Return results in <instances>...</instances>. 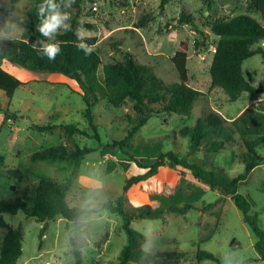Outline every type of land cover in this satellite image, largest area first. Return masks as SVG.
<instances>
[{
    "label": "rangeland",
    "instance_id": "rangeland-1",
    "mask_svg": "<svg viewBox=\"0 0 264 264\" xmlns=\"http://www.w3.org/2000/svg\"><path fill=\"white\" fill-rule=\"evenodd\" d=\"M35 1L0 0V36L22 38ZM160 4L161 0H75L69 11L71 22L75 21L77 27L83 22L85 37L98 38L103 64L122 61L130 53L168 84L180 82L171 57L184 46L188 52L189 85L203 93L194 102L190 116L161 113L163 105H151L152 116L147 124L127 138L136 118L134 102L127 100L115 108L101 100L94 108L97 140L83 115L86 104L67 86L68 79L12 63L4 66L24 84L11 100L0 91V156L4 159L0 168V200L15 199L24 187L46 178L66 189L70 206L95 211L88 218L72 222L57 217L49 222L42 238L43 224L36 218L23 211L5 214L10 226L22 227L23 254L18 264H78L75 246L82 257L80 264H120L119 257L127 244L123 220L119 214L104 209L117 201H122L126 210L147 205L153 211H163L161 219L134 220L132 228L144 235L145 250L184 256L175 261L158 257L152 264H229L233 253L246 264H264L254 247L255 235L231 196L221 190L212 191L190 170L166 164L155 175L140 182L133 180L126 188L128 180L148 171L135 159L150 163L159 152H174L187 160L193 156L203 159L209 167H223L232 178L243 173L242 156L246 149L238 135L216 152L205 150L213 139L210 137L192 154L190 136L181 132L185 127L194 128L199 119L212 112L233 121L249 108L261 109L259 102L264 101V92L257 96L243 92L236 102H229L222 89L212 87L210 77L219 38L208 30V25L248 13L251 0H171L164 10ZM183 10L193 16V24L179 22ZM250 15L263 20L257 12ZM146 17L149 19L145 25L138 27V22ZM243 73L249 83L264 90L261 55L247 59ZM63 123L75 124L84 134L68 135L61 128ZM47 124L58 127L44 132L35 128ZM70 144L91 152L78 163L32 161L38 151ZM258 151L264 154V144ZM9 170L20 171L22 180L5 178ZM239 192L256 203L254 211L264 229V165L256 167ZM186 203L194 208L186 213L170 209L183 208ZM6 233L7 229H0V247ZM198 250L213 253L217 261L198 260Z\"/></svg>",
    "mask_w": 264,
    "mask_h": 264
},
{
    "label": "trees",
    "instance_id": "trees-1",
    "mask_svg": "<svg viewBox=\"0 0 264 264\" xmlns=\"http://www.w3.org/2000/svg\"><path fill=\"white\" fill-rule=\"evenodd\" d=\"M171 0H161L160 9ZM210 3L212 0H208ZM43 0H36L29 13L28 25L24 36L15 39H0V91L11 100L24 83L15 75L4 69L7 63L19 65L30 71H41L60 75L68 79L67 86L80 95L86 104L83 115L95 139H99L94 108L101 100L115 107H120L125 101L134 102L136 118L133 119V128L127 138H132L151 118V105H163L161 113L190 116L194 102L203 93L189 85L188 52L182 46L171 57L180 82L168 84L158 78L147 66L137 62L133 55L127 53L122 61L103 64L97 48V37H86V43L94 46L91 55L85 56L83 51H78L74 34L77 23L71 22L73 31L60 33L57 40L62 42V51L54 61L42 58L35 48L37 41L44 37L37 31L36 25L38 6ZM257 12L262 21H258L250 14ZM148 17L141 19L137 26L143 27ZM180 23L193 24V16L183 10L180 13ZM85 27L92 28L90 24ZM91 30V29H89ZM208 30L219 38L210 66L212 87L222 89L229 102H236L243 92L257 96L264 92L249 83L243 73L244 62L254 55H261L264 60V0H251L250 11L246 14L235 16L231 19H220L211 22ZM261 109L255 107L247 109L237 119L228 121L216 112L199 119L194 128L185 127L184 136H190L191 153L197 152L204 141L213 137L207 143V152H216L230 144L236 135L246 149L242 156L245 166L244 172L236 177H230L223 167H209L203 159L192 157L190 160L179 158L174 152L162 153L153 162L146 163L140 159L135 162L141 168H147L144 175L127 181L126 188L135 182H140L155 175L158 170L168 164L173 168L182 167L190 170L193 177L210 186L212 191L221 190L225 195H230L232 201L242 212L247 223L255 235L254 244L259 258L264 262V229L258 222V214L254 211L256 203L248 195L239 192L241 186L250 174L260 165H264V154L258 151L264 144V101H260ZM57 125H35L36 130L44 132L57 128ZM61 128L70 136L84 134L75 124L63 123ZM91 149L73 145L51 146L33 154L32 161H67L78 163L90 153ZM4 159L0 156V168ZM0 178L2 174L0 172ZM8 180H22V173L18 170H9L6 173ZM15 191V187H12ZM194 208L191 203H186L183 208L171 207L173 211L186 213ZM104 209L117 213L122 217V227L127 234V244L119 257L120 264H152L154 259L164 257L168 260H179L184 253L153 254L143 248L144 235L132 228V222L139 219H161L163 211H153L147 205L126 210L122 201L116 205L104 206ZM23 211L28 217H33L42 222V238L48 230L49 222L62 216L68 222L81 218H88L94 214V209L79 206H70L67 202L66 189L56 181L41 178L38 183L24 187L15 199L0 200V229H7L5 239L0 247V264H18L23 254V231L19 226H10L4 215L16 214ZM77 263L82 261L81 254L77 251ZM197 259H211L217 261L215 255L208 251H197Z\"/></svg>",
    "mask_w": 264,
    "mask_h": 264
},
{
    "label": "clouds",
    "instance_id": "clouds-1",
    "mask_svg": "<svg viewBox=\"0 0 264 264\" xmlns=\"http://www.w3.org/2000/svg\"><path fill=\"white\" fill-rule=\"evenodd\" d=\"M75 0H43L38 6L37 18L39 23L36 25L37 31L40 33L43 40H38L35 48L38 55L42 58H47L54 61L61 54L62 42L57 40V36L61 32L73 31L71 25V12L69 11ZM87 30L83 27V22L79 23L74 34L77 37L75 46L78 51H83L85 56L91 55L94 51V46L86 43ZM8 36H0V39H8ZM229 264H246L244 259L238 258L233 253L232 260Z\"/></svg>",
    "mask_w": 264,
    "mask_h": 264
},
{
    "label": "crops",
    "instance_id": "crops-1",
    "mask_svg": "<svg viewBox=\"0 0 264 264\" xmlns=\"http://www.w3.org/2000/svg\"><path fill=\"white\" fill-rule=\"evenodd\" d=\"M263 44H264V43H263ZM263 44H262V45H263Z\"/></svg>",
    "mask_w": 264,
    "mask_h": 264
}]
</instances>
